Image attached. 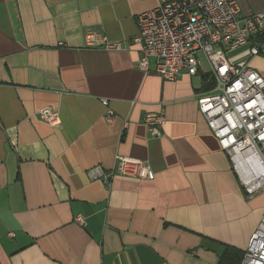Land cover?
I'll use <instances>...</instances> for the list:
<instances>
[{"label": "crops", "instance_id": "crops-1", "mask_svg": "<svg viewBox=\"0 0 264 264\" xmlns=\"http://www.w3.org/2000/svg\"><path fill=\"white\" fill-rule=\"evenodd\" d=\"M237 2L242 17L264 11V0ZM156 4L0 0V264H220L226 249L244 254L264 196L246 198L200 115L202 77L168 82L153 63L137 67L136 16ZM87 32L123 49L89 47ZM44 107L58 126L39 120ZM159 112L155 138L142 118ZM116 156L153 176L88 180Z\"/></svg>", "mask_w": 264, "mask_h": 264}, {"label": "built area", "instance_id": "built-area-1", "mask_svg": "<svg viewBox=\"0 0 264 264\" xmlns=\"http://www.w3.org/2000/svg\"><path fill=\"white\" fill-rule=\"evenodd\" d=\"M152 10L136 16L137 67L174 82L182 75L206 76L211 88L197 94L200 115L219 147L233 162L244 195L264 196V77L250 66L254 58L264 60V11L242 17L237 0H156ZM89 47L115 52L121 43L111 42L96 32L85 34ZM245 49L248 60L233 63L228 54ZM104 120L114 114L105 99ZM38 118L51 127L60 124L58 112L44 107ZM163 112L148 113L142 123L155 138L162 136ZM128 122H124V130ZM106 171L94 166L86 171L90 181L109 184L115 175L128 178L152 177L148 166L138 160L116 156ZM75 223L84 220L77 216ZM240 264H264V215L250 236Z\"/></svg>", "mask_w": 264, "mask_h": 264}, {"label": "trees", "instance_id": "trees-1", "mask_svg": "<svg viewBox=\"0 0 264 264\" xmlns=\"http://www.w3.org/2000/svg\"><path fill=\"white\" fill-rule=\"evenodd\" d=\"M202 83L204 85V90L207 91L211 88V83L208 82L207 77H202ZM243 255L239 256L234 260L233 252L230 249H226L220 258V264H240Z\"/></svg>", "mask_w": 264, "mask_h": 264}, {"label": "rangeland", "instance_id": "rangeland-1", "mask_svg": "<svg viewBox=\"0 0 264 264\" xmlns=\"http://www.w3.org/2000/svg\"><path fill=\"white\" fill-rule=\"evenodd\" d=\"M244 50L245 49H239L235 52L228 54L229 59L233 63H238L241 61H247L248 60L247 53H244ZM252 67L254 69H256L257 71H259L260 69L264 68V64L262 62H258L257 60H254V61H252Z\"/></svg>", "mask_w": 264, "mask_h": 264}]
</instances>
